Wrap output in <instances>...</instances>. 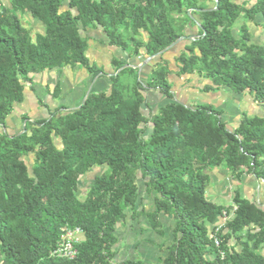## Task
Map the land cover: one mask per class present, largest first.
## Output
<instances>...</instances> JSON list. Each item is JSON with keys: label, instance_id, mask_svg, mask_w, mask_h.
<instances>
[{"label": "trees", "instance_id": "16d2710c", "mask_svg": "<svg viewBox=\"0 0 264 264\" xmlns=\"http://www.w3.org/2000/svg\"><path fill=\"white\" fill-rule=\"evenodd\" d=\"M0 1V264H109L117 257V227L129 212L131 221L143 217L160 237V217L171 220V242L158 264H264L262 208L238 191L228 206L204 197L207 173L218 167L236 181L251 175L264 187V117L244 115L228 129L211 107L174 102L163 58L170 51L160 54L192 25L196 35L176 45L183 43L178 73L204 77V93L246 94L264 112V0ZM24 14L41 33L32 36L22 26ZM258 17L262 40L256 44L246 23ZM238 19L245 23L236 31ZM87 28L100 30L109 47L133 60L130 66L154 57L144 85L138 70L122 69L127 63L113 61L110 76L91 64L82 35ZM64 67H79L104 87L72 111L59 105L45 119L23 117L24 127L10 136L6 119L26 85L34 92V76ZM58 91L55 86L53 100ZM149 91L168 100L154 113ZM31 156L30 168L22 158ZM94 169L102 171L78 199L80 179ZM139 181L152 197L147 213L137 210ZM232 205L216 248L212 229ZM75 228L82 232L76 257L51 258L64 231Z\"/></svg>", "mask_w": 264, "mask_h": 264}, {"label": "crops", "instance_id": "0c3cea01", "mask_svg": "<svg viewBox=\"0 0 264 264\" xmlns=\"http://www.w3.org/2000/svg\"><path fill=\"white\" fill-rule=\"evenodd\" d=\"M63 6L65 7L66 3H64ZM32 21L36 24V28L39 29L37 33H41V25L34 20ZM246 24L250 31L251 42H253L254 39L262 40V33L259 32L256 27L250 25L251 23ZM82 35L85 38L86 44L90 47L87 49L90 54L99 49L101 51H113L116 49L107 45L104 34L98 29L87 28ZM118 58L119 60L117 61L120 63H127L129 66L133 65V60H127L122 52ZM113 59L114 58H112L109 63L110 66H112L111 70L104 72L108 76L112 75L115 70ZM164 61H166L169 66L172 63L170 59H164ZM148 72L149 69L146 70L145 67H142L137 73L139 75L147 76ZM187 76L188 77L185 79H178L176 77L181 87L178 91L179 100L176 99L173 101L186 107H193L189 104L188 100H186L188 92L190 89L192 91H197L195 87H198L200 83L202 85V90V88L208 83L205 84V82L202 81L203 78L198 77L197 75ZM191 79L192 81H190ZM187 81L192 82L193 86L191 87V83ZM55 86L59 88V91L57 93V99L53 100L50 95L53 93ZM29 87V85H26L23 101L18 105H14L12 113L6 119V132L10 136L19 133L24 127V121L22 120L23 117L28 118L29 121L45 119L48 117L49 112L53 111L59 105H62L67 111H72L82 103V100L88 92L99 91L104 85L103 80L98 79V77L92 79L79 67H64L44 71L34 76L32 85L34 92H31ZM205 94L208 95L209 99L214 103V110L219 112L221 122L224 123L228 129H234L244 115L249 118L264 117L263 110L246 94L235 95L225 89L207 92ZM35 95L47 105V109L38 105ZM147 95L148 98H150V96L158 99L161 98L158 91H149ZM207 176L208 183L204 194L207 202L216 206H228L231 204L233 192L238 191L241 198L256 203L264 211V187L262 181L256 180L255 177L251 175H243L239 181H236L230 176L229 172L224 167L210 170L207 173ZM139 198L142 200V205L140 209L137 210L140 211L143 209L146 213L152 211V197L139 193ZM129 216L130 212L128 213V218L125 222L126 227H128L126 236L123 241H120V244L118 241L116 261L120 263L121 261L132 259L142 261L146 264H158L159 259H163L166 256V251L164 249L170 245L164 244V239L169 237L171 242L170 229L172 223L170 219L168 217H160V222L164 230V237H160L149 229L148 224L143 217L131 221ZM121 225L117 227V235ZM140 233L146 236L154 234L155 239H148L146 237L140 239ZM121 242L125 244L122 245ZM121 247L123 248L122 251H120ZM128 255L130 257H127ZM261 255L264 257V250L261 251Z\"/></svg>", "mask_w": 264, "mask_h": 264}, {"label": "rangeland", "instance_id": "374dc122", "mask_svg": "<svg viewBox=\"0 0 264 264\" xmlns=\"http://www.w3.org/2000/svg\"><path fill=\"white\" fill-rule=\"evenodd\" d=\"M20 21L22 23V26L26 29H28L31 33L32 36H34L37 32H38V28H36V24H34V22L29 18V16L27 14H24V15H21L20 16ZM245 23L244 20L242 19H238L234 25V28L236 29V31L239 29V27ZM251 23V22H250ZM261 23V19L260 17H258L254 23H251L250 25L256 27L259 32H261V28L259 27ZM196 35V29L195 27H193L192 25H189L186 29V32H184V35L183 36H195ZM260 43L261 42V39H254L252 43ZM183 44V43H182ZM182 44L180 46H175V48H171L169 49L168 51L169 54H165L163 56L164 59H170V61L172 62L171 65L169 66H166L168 69H169V75L170 77H167V81L168 83L170 84L171 86V95H172V99L173 100H179V95H178V91L180 90L179 88L181 87L180 86V83H178V79H185L186 77H188L187 75H181L178 73V70H177V64L175 63V59L176 57L183 51V46ZM86 45V56L87 58L90 60V63L91 64H94L97 68L101 69L103 72H106V71H109L111 70L112 66H110V60L112 58H114L113 60L114 61H117L119 60V55L121 54V52L117 49L113 50V51H109V50H104V51H101L100 49L93 52V53H89V51H87V49H89L90 47ZM93 45H96V44H93ZM91 52V51H90ZM89 53V54H88ZM164 54V53H163ZM141 60V64L143 63V66L142 67H146L150 62V61H147V58H144L143 56L140 58ZM108 62V63H107ZM125 62V61H124ZM140 64V65H141ZM134 65V64H133ZM138 65L137 67H134L136 70H138V67L140 66ZM138 74V73H137ZM195 75V74H194ZM196 76V75H195ZM144 75H140V80H141V83L144 85ZM177 77V78H176ZM190 78V77H189ZM203 80L206 83H208V81L202 77ZM122 81L123 82H126L127 80V76H123L122 78ZM192 81V79L190 80ZM190 81H187V82H190ZM185 83V81H184ZM190 86L192 87V82H190ZM200 83V82H199ZM194 84V83H193ZM204 84V85H205ZM201 83L198 87H195V89H197V91H192L190 89V91L188 92V95L186 97V100H188L189 104H191L192 106H209L211 107L212 109H214L213 105L214 103L209 99L208 95H206L204 92H202L201 90ZM200 91V92H199ZM216 93V92H215ZM175 96V97H174ZM168 100H166V98L164 97H161L160 99L158 98H155L153 96H150V98H147V103L150 107V111L151 112H155L160 106H163L165 105V103L167 102ZM148 111L145 110L144 111V114L146 115ZM23 162L25 164H27L30 168H31V165H32V156L31 157H23L22 158ZM102 171V169H94L92 170L91 172H89L86 176L82 177L77 185V189H76V196L78 199H83V197L85 196L87 190H88V187H89V184L92 180V178L99 174L100 172ZM138 187H139V193H142V194H145L144 193V188L141 184V182L139 181L138 182ZM150 199V198H149ZM148 199V200H149ZM147 200V201H148ZM171 221V220H170ZM128 227H126L125 223H123L120 228H119V232H118V240H119V244H120V241H123L125 236H126V231H127ZM148 235V234H147ZM152 238V239H155V235L154 234H150L148 236L146 235H142L140 233V239L141 238ZM122 245L123 242H121ZM164 244H170V240H169V237L165 238L164 239ZM123 248L121 247L120 248V251H122ZM165 250V249H164ZM127 257H130L129 255Z\"/></svg>", "mask_w": 264, "mask_h": 264}, {"label": "built area", "instance_id": "2783aa9c", "mask_svg": "<svg viewBox=\"0 0 264 264\" xmlns=\"http://www.w3.org/2000/svg\"><path fill=\"white\" fill-rule=\"evenodd\" d=\"M2 7H3V3L2 1H0V16L2 13ZM235 210H236V206L232 205V208L229 213H227L226 211H222L221 216L219 217L217 223L213 227L212 233L210 235V239L213 241L214 246L216 248L219 247L217 234L231 220ZM81 234L82 232L78 228L65 230L56 248L50 252V257L55 259L73 260L77 255V251L74 246L80 242ZM109 264H120V263L115 260V261H111Z\"/></svg>", "mask_w": 264, "mask_h": 264}, {"label": "water", "instance_id": "95a60500", "mask_svg": "<svg viewBox=\"0 0 264 264\" xmlns=\"http://www.w3.org/2000/svg\"><path fill=\"white\" fill-rule=\"evenodd\" d=\"M185 39H187V40H192V37H187V36H181V37H179L176 41H174L168 48H166L165 50H163L160 54H162V53H165L166 51H168L169 49H171V48H173V47H175L176 45H178L181 41H183V40H185ZM159 55V54H158ZM158 55H156V56H158ZM155 56V57H156ZM154 57H151V58H148L147 59V61H150V60H152ZM142 66H143V63L138 67V71H140L141 70V68H142ZM128 67H131V68H134L133 66H124L122 69H125V68H128ZM119 72V71H118ZM117 72V73H118ZM89 94H90V92H88L86 95H85V97H84V99L82 100V103L80 104V106L85 102V100L87 99V97L89 96Z\"/></svg>", "mask_w": 264, "mask_h": 264}]
</instances>
